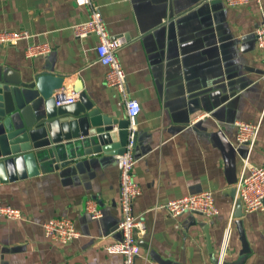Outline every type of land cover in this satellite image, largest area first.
Masks as SVG:
<instances>
[{"label": "crops", "instance_id": "0c3cea01", "mask_svg": "<svg viewBox=\"0 0 264 264\" xmlns=\"http://www.w3.org/2000/svg\"><path fill=\"white\" fill-rule=\"evenodd\" d=\"M113 37L125 45L119 59L127 98L137 100L134 176L142 189L134 213L141 249L135 264H264V211L245 213L237 184L245 148H236L237 122L261 123L251 161L264 168V58L256 30L257 0L231 7L224 0H93ZM264 8V1H263ZM76 0H0V32H29L17 46L0 47V82L30 84L63 76L66 96L80 82L102 114L128 120L125 97L106 85L96 35L78 39L73 28L89 20ZM48 43L46 57L28 58ZM118 130V127H115ZM211 192L219 216L180 218L171 200ZM117 156L87 155L53 173L0 183V207L23 219L0 217V264H123L106 247L121 241ZM102 212L92 219L87 203ZM71 219L79 237L60 244L43 225Z\"/></svg>", "mask_w": 264, "mask_h": 264}, {"label": "built area", "instance_id": "2783aa9c", "mask_svg": "<svg viewBox=\"0 0 264 264\" xmlns=\"http://www.w3.org/2000/svg\"><path fill=\"white\" fill-rule=\"evenodd\" d=\"M228 6H243L250 0H224ZM264 0H257L262 11V22L256 30L258 47L264 53ZM79 7H89L90 17L85 23L74 26V35L78 39H84L91 35H96L99 44L96 48L98 61L107 68L105 80L108 87L115 88L125 97V105L129 120V136L126 151L122 155H117V163L120 172V197L119 206L121 210V221L118 226L122 239L118 243L106 247L109 254H118L123 257V264H135L140 256L141 249L136 237V230L145 232L144 222L134 213L135 201L141 196L142 189L136 182L134 168L136 159L134 149L136 146L137 117L141 112V105L137 100L127 98V77L126 72L119 59V52L125 43L122 38L111 36L107 24L103 18L100 8L93 0H76ZM29 32H0V47L17 46L19 42L29 40ZM52 52V47L48 43L33 44L26 50L28 58L46 57ZM264 58V55H263ZM77 98L78 95L74 93ZM75 99H68L67 104H73ZM238 128L236 136V148H245L243 157V167L237 184V199L244 204L245 213L264 211V168L254 165L251 161L261 123L251 124L237 122ZM169 216L180 218L187 214H199L208 219L219 216V209L216 206L214 195L211 192L189 195L183 198L171 200L163 206ZM87 212L92 219H99L102 212L97 209L94 202L87 203ZM0 217L12 221L23 219V214L19 209L10 206L0 207ZM45 236L60 244H68L79 237L75 224L71 219H52L43 225Z\"/></svg>", "mask_w": 264, "mask_h": 264}, {"label": "water", "instance_id": "95a60500", "mask_svg": "<svg viewBox=\"0 0 264 264\" xmlns=\"http://www.w3.org/2000/svg\"><path fill=\"white\" fill-rule=\"evenodd\" d=\"M65 80L43 74L30 84L0 82V183L53 173L87 155L125 153L129 120L102 114L80 82L78 101L67 104Z\"/></svg>", "mask_w": 264, "mask_h": 264}]
</instances>
